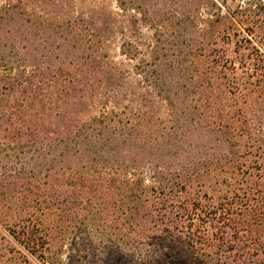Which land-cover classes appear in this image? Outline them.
Listing matches in <instances>:
<instances>
[{
    "label": "trees",
    "instance_id": "trees-1",
    "mask_svg": "<svg viewBox=\"0 0 264 264\" xmlns=\"http://www.w3.org/2000/svg\"><path fill=\"white\" fill-rule=\"evenodd\" d=\"M215 7L192 82L206 143L186 159L171 138L175 120L153 128L141 109L91 112L100 76L118 70L90 63L87 49L72 94L62 88L50 109L37 74L0 51V233L32 261L61 249L75 226L90 234L115 224L118 242L139 253L164 239L184 264H264V0ZM15 8L26 13L8 0L0 20Z\"/></svg>",
    "mask_w": 264,
    "mask_h": 264
},
{
    "label": "rangeland",
    "instance_id": "rangeland-1",
    "mask_svg": "<svg viewBox=\"0 0 264 264\" xmlns=\"http://www.w3.org/2000/svg\"><path fill=\"white\" fill-rule=\"evenodd\" d=\"M6 1L0 0V9ZM19 1L26 13L15 8L4 21L0 20V51H10L12 59L20 58L25 75L37 74L46 93L43 106L50 109L58 103L56 99L61 98L62 88L72 94L74 84L70 73L84 48L92 54L90 63H105L106 72L118 70L116 76H100L94 92L98 99L95 102L99 103L93 104L91 112L141 109L153 115L156 120L153 128L175 120L179 128L176 127L171 138L182 145L183 152L179 154L182 158L196 156L194 150L203 148L206 138L194 110L192 82L203 63L198 54L207 19L215 12V4L222 0ZM224 1L231 6L238 0ZM102 55L105 58L101 59ZM142 66L149 71L150 79L160 84H148L140 74ZM67 76L68 80H64ZM166 95L168 98L164 100ZM59 109L55 108L53 113ZM168 158L164 156L163 160ZM40 168L37 165L34 171L43 174ZM56 168L52 163L50 174ZM117 227L114 224L88 234L75 226L61 249L50 245L43 258L36 254L33 261L35 264H184L181 258L170 257V253H183L178 248L172 252L171 243L164 239L146 240V250L141 253L128 246L124 248L118 242L121 234ZM51 235L58 236L54 232ZM2 257L8 259L6 264H34L7 235L0 233Z\"/></svg>",
    "mask_w": 264,
    "mask_h": 264
}]
</instances>
